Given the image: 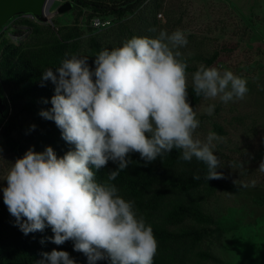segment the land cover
<instances>
[{"label":"clouds","instance_id":"obj_1","mask_svg":"<svg viewBox=\"0 0 264 264\" xmlns=\"http://www.w3.org/2000/svg\"><path fill=\"white\" fill-rule=\"evenodd\" d=\"M188 43L182 29L160 30L155 37L134 36L122 46L102 48L94 68L88 56L72 55L42 72L55 94L52 107L39 114L54 121L74 149L58 157L51 146L42 152L33 146L2 178L4 204L24 235L50 227L54 236L48 239L56 245L71 240L87 264H154L158 242L152 226L110 181L133 164L130 153H139L147 165L173 149L185 162L205 163L208 181L221 177L213 150L218 135L194 138L200 121L188 100V64L180 59ZM192 88L196 96L225 104L248 92L246 79L206 66L192 74ZM215 108L210 104L206 111L212 115ZM109 161L118 167L98 182L96 172ZM41 255L35 264H77L67 251Z\"/></svg>","mask_w":264,"mask_h":264},{"label":"rangeland","instance_id":"obj_2","mask_svg":"<svg viewBox=\"0 0 264 264\" xmlns=\"http://www.w3.org/2000/svg\"><path fill=\"white\" fill-rule=\"evenodd\" d=\"M89 1L111 6L127 0ZM66 3H71L72 9L60 14L58 9ZM50 13L46 21L21 16L9 21L0 30V57L7 44L19 46L30 40L32 30L20 24L24 19L45 29L78 28V55L88 56V63L93 68L92 38L99 42L101 50L122 46L125 40L134 36L155 37L160 30L171 33L182 29L189 41L180 49L181 58L190 60L188 86H192V74L201 66L216 67L221 73L231 70L246 79L248 92L243 99L225 104L218 97H203L194 108L200 121L194 138L204 140L209 132H215L219 137L213 142V150L222 165L218 168L222 175L217 180L225 189L201 202L204 212L214 219L212 224L201 225L191 219L183 224L186 228L205 232L202 242L187 253L186 264H264V170L260 169L264 163V0H145L121 19L107 15L113 25L103 30L91 26L90 16L98 14L83 9L75 0H54ZM43 31L45 37L50 35V31ZM211 58L214 61L208 65L207 60ZM2 91L6 97L8 90L2 87ZM210 104L216 105L212 115L206 111ZM19 108V104H14L16 128L13 137L28 149L33 148L29 135L21 128L31 119L20 114ZM4 124L0 115V127ZM17 159L0 146L2 196V189L7 186V181L2 178ZM195 195L202 196L200 192L172 193L171 199L183 201L193 199ZM219 229L224 233L220 234ZM199 252L212 259H200Z\"/></svg>","mask_w":264,"mask_h":264},{"label":"trees","instance_id":"obj_3","mask_svg":"<svg viewBox=\"0 0 264 264\" xmlns=\"http://www.w3.org/2000/svg\"><path fill=\"white\" fill-rule=\"evenodd\" d=\"M145 0H127L108 6L100 2L89 0H75L83 9H91L96 16H115L123 18L127 13L136 10ZM24 17V16H21ZM95 16H90L92 19ZM20 24L32 30L28 42L19 46L7 44L0 57V94L3 103L5 124L1 130L4 147L7 152L13 153L17 158H22L28 150L27 146L13 137L16 128L14 122V104H19V113L31 119L27 126L21 125L23 131L29 135L30 141L37 152L44 151L51 146L58 157H62L74 145L69 144L62 138L61 130L54 121L43 118L39 113L52 107L51 98L55 94V85L49 80L42 81V72L49 67H58L66 56L78 55L76 39L80 36L78 28L52 27L42 28L36 22L29 19L20 21ZM50 31L45 37L44 31ZM53 30V31H51ZM74 30V32L72 31ZM92 53L94 57L100 50V44L91 39ZM188 73L191 68L190 60L186 57ZM214 58L207 60L211 65ZM42 83L44 86H41ZM2 87L8 90V95H3ZM188 100L195 108L203 96H196L192 86H188ZM48 101L45 103V101ZM35 124L36 128L31 130ZM221 129L218 128V131ZM133 164L121 171L115 181L119 194L126 200L134 201V208L138 216H142L147 224L153 228L158 242L154 264H186L187 253L195 244L205 238L203 229L186 228L183 224L191 219L201 225L214 222L212 216L207 215L202 209V200L209 197L225 186L217 180L205 178L207 165L195 158L191 162L181 160L180 150L173 149L158 157L155 161L146 165L139 153L129 154ZM118 166L109 161L108 165L96 172L98 182L107 181V173L115 170ZM199 176V179L194 177ZM200 192L202 196L188 200L171 199V194H191ZM173 228L177 229L172 230ZM220 234L224 230L219 229ZM54 233L51 228L43 232L37 231L24 235L15 224V218L9 213L4 204L3 196L0 195V264H35L42 259L43 252H51L53 249L67 251L77 264H87V258L82 252L74 251L71 240L63 245H56L49 237ZM44 240V243H41ZM202 260L212 259L206 253L197 254ZM97 264H108L107 260L98 261Z\"/></svg>","mask_w":264,"mask_h":264},{"label":"water","instance_id":"obj_4","mask_svg":"<svg viewBox=\"0 0 264 264\" xmlns=\"http://www.w3.org/2000/svg\"><path fill=\"white\" fill-rule=\"evenodd\" d=\"M54 0H0V30L17 16L32 15L38 20H47L50 7ZM72 9L71 3L62 5L60 14ZM3 103L0 95V113H3Z\"/></svg>","mask_w":264,"mask_h":264},{"label":"built area","instance_id":"obj_5","mask_svg":"<svg viewBox=\"0 0 264 264\" xmlns=\"http://www.w3.org/2000/svg\"><path fill=\"white\" fill-rule=\"evenodd\" d=\"M24 17L30 18L31 20H36V18L32 15H24ZM112 25H113V22L111 19L102 17V16H95L91 20V26L97 30L107 29V28H110ZM1 130H2V127H0V145L3 143V138L1 136Z\"/></svg>","mask_w":264,"mask_h":264},{"label":"bare ground","instance_id":"obj_6","mask_svg":"<svg viewBox=\"0 0 264 264\" xmlns=\"http://www.w3.org/2000/svg\"><path fill=\"white\" fill-rule=\"evenodd\" d=\"M48 17H49V16H48ZM48 17H47V18H48Z\"/></svg>","mask_w":264,"mask_h":264}]
</instances>
